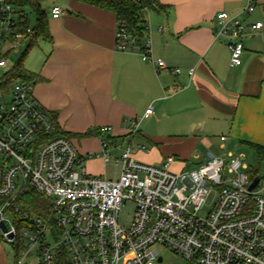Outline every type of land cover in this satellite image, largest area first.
Returning <instances> with one entry per match:
<instances>
[{"label":"built area","instance_id":"built-area-1","mask_svg":"<svg viewBox=\"0 0 264 264\" xmlns=\"http://www.w3.org/2000/svg\"><path fill=\"white\" fill-rule=\"evenodd\" d=\"M257 8L264 12V0H246L247 13ZM61 13L59 5L53 6V17ZM262 29L263 21L217 13L214 34L228 45L231 66L243 62L245 36ZM31 33V27L20 26L10 1L0 0V222H10L7 231L1 230L7 242H16L14 264L30 256L34 264H171L164 261V250L182 256L186 264H264V179L260 177L257 190L250 189L258 175L250 174L242 155L207 152L198 168L179 172L171 169L173 156L161 164L139 161L135 152L149 149L134 146V138L139 122L153 114L149 106L124 136L114 134L110 125L100 126L107 137L97 157L109 161L108 148L113 147L119 151L121 170L116 179L90 174L85 161L94 154L84 157L71 138L53 135V116L35 96L34 84L7 81L5 73L14 66L7 68L8 56ZM116 47L138 51L158 70L168 68L151 56L149 38L140 42L124 22H118ZM171 71L181 73L180 68ZM188 73L193 75L194 69ZM27 188L49 200L46 216L23 210L18 200ZM214 192L206 215H201ZM125 203L134 211L121 223ZM8 212L17 226L6 217Z\"/></svg>","mask_w":264,"mask_h":264},{"label":"crops","instance_id":"crops-1","mask_svg":"<svg viewBox=\"0 0 264 264\" xmlns=\"http://www.w3.org/2000/svg\"><path fill=\"white\" fill-rule=\"evenodd\" d=\"M39 1L50 36L39 38L24 66L34 75L35 96L62 131L95 134L99 126L110 125L124 136L131 121L151 106L153 114L141 121L154 119L157 134L140 129L138 134L156 143L190 137L174 143L167 156L200 160L202 146H214L208 136L219 131L220 149L225 134L264 146V29L245 36L239 66L230 65L228 45L214 34L219 11L247 22L262 20L256 10H244L246 0H159L153 13L146 10L151 56L168 65L159 70L138 51L117 49L115 12L80 0ZM55 5L62 8L56 18ZM189 69H194L191 76ZM160 160L157 154L152 161Z\"/></svg>","mask_w":264,"mask_h":264},{"label":"rangeland","instance_id":"rangeland-1","mask_svg":"<svg viewBox=\"0 0 264 264\" xmlns=\"http://www.w3.org/2000/svg\"><path fill=\"white\" fill-rule=\"evenodd\" d=\"M261 9V8H260ZM260 9H256L255 14H259L260 19L263 20L264 22V14L261 13ZM26 11L29 13L30 17V24L35 25V17L34 15L30 12V8L27 7ZM152 13L154 12L153 8L150 10ZM263 12V11H262ZM264 13V12H263ZM146 14V12H145ZM261 20V21H262ZM39 42L42 41V39L38 40ZM29 41H26L24 44H20L19 48L16 50L15 53H13L11 56H8V62H7V68H10L12 65L17 63L18 59L20 58L21 54L25 51V48L27 47ZM37 45V44H36ZM33 46L29 52L27 53L26 57L30 55L31 52H33L34 47ZM3 52H5L3 50ZM26 59V58H25ZM25 62V61H24ZM23 80V79H21ZM5 99L8 101L10 100L11 94L10 92L5 93ZM102 126V125H101ZM129 128H131V123L129 125ZM157 123L154 119H145L140 122L139 128L142 130L144 133L153 134L152 132H155L157 134ZM215 130H221L218 128H215ZM221 131L218 133H213L210 134L209 139L210 141L213 142L214 146L212 148H209L207 146H202V151L204 152L202 155V158L200 160H196L193 158V155H190L187 157L185 161L181 160L180 158L178 159L177 157L173 156L176 160V162L171 166V169L173 171H188L192 170L195 168H198L199 165L203 162H205L206 156L205 153L207 150H210L213 154L216 156H223L225 155L227 151H231L234 155H242L244 160L246 161L248 167H249V172L250 174L253 175H258L262 179H264V154H259L255 148L252 146L242 143L238 141L237 139L230 138L227 134V140L224 141L225 148L220 149L219 144L220 140L219 137H217L218 134H220ZM147 134V135H148ZM151 136V135H150ZM219 136V135H218ZM107 134L102 133L100 131V126L96 130L95 134H91L87 137L82 138L80 136H71V140L73 143L78 147L80 154L85 157L87 153H93V157L90 159H87L85 161L87 170L90 174L93 175H100L102 177L108 178V179H116L119 176L120 170H121V162L118 163L116 160L118 159L119 151L115 150L113 147L108 148L109 149V154H110V160L105 162L102 157H97V153L100 155L103 154L102 151V146H101V140L106 138ZM82 138V139H81ZM190 137H183L181 140H175V141H167V140H161L159 141L160 143H156L158 141H152L150 138L144 137L142 134H138L134 138V146L137 144L141 146H145L146 148L149 149V153L141 150L139 154H137V159L141 162L148 163L153 162V164H161L163 163L167 156L166 154H169V149L172 148L171 146L174 143H184L185 141H188ZM171 152V150H170ZM163 153V154H162ZM159 154L161 156V160L156 163V161H152L155 159V157ZM135 156V154H134ZM170 156L171 153H170ZM261 191L264 193V184L261 183ZM215 192L212 193V195L209 197L207 201V205L200 211L201 215H206L209 206L211 205L212 199L215 196ZM134 211V207L130 203H125L124 206L122 207V210L120 211L119 215V221L121 223H125L129 218L132 216ZM6 217L9 218L13 223L17 224V219L14 217L13 214L8 212L6 214ZM18 232L20 233V228L17 227ZM16 242L15 243H9L5 240L3 231L0 228V264H14L16 260ZM164 255V261L167 263L171 264H186V261L183 259L182 256L177 255L171 251L164 250L163 251ZM35 258L32 256L28 257L25 259L23 264H34Z\"/></svg>","mask_w":264,"mask_h":264},{"label":"trees","instance_id":"trees-1","mask_svg":"<svg viewBox=\"0 0 264 264\" xmlns=\"http://www.w3.org/2000/svg\"><path fill=\"white\" fill-rule=\"evenodd\" d=\"M10 3L17 9L19 14L20 26L22 28L31 27L32 33L25 51L21 54L17 63L8 70L5 74L8 83H12L16 80H27L34 82V75L30 73L24 66V61L29 50L37 43L40 37L47 38L50 36L49 25L47 22V13L42 8L39 0H9ZM85 3H89L100 8L111 10L116 13L118 22H124L130 30L135 32L140 42H142L148 31L147 20L144 18L145 11L150 8H159V0H80ZM26 7L30 8V12L35 16V25L31 26L29 13L26 11ZM52 114V113H51ZM55 131L53 135H64L68 138L73 136L71 133L62 131L57 125L56 116L52 114ZM91 131H86L77 136L87 137L91 135ZM259 154H264V146L251 145ZM18 202L22 205L23 210L31 212L33 214H39L46 216L49 212L50 202L43 195L35 192L34 190L25 189ZM19 227V226H18ZM18 252V250L16 249ZM18 256V253H16Z\"/></svg>","mask_w":264,"mask_h":264},{"label":"water","instance_id":"water-1","mask_svg":"<svg viewBox=\"0 0 264 264\" xmlns=\"http://www.w3.org/2000/svg\"><path fill=\"white\" fill-rule=\"evenodd\" d=\"M259 179H260V176L255 177L253 183L250 186V189L252 191L257 190ZM9 227H10V222L7 219L0 222V228L2 230L7 231L9 229ZM10 236H12V235H10Z\"/></svg>","mask_w":264,"mask_h":264}]
</instances>
